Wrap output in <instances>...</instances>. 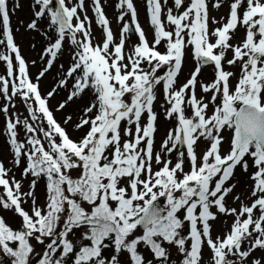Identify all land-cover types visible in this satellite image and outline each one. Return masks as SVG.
<instances>
[{"label":"snow or ice","instance_id":"6c2138e0","mask_svg":"<svg viewBox=\"0 0 264 264\" xmlns=\"http://www.w3.org/2000/svg\"><path fill=\"white\" fill-rule=\"evenodd\" d=\"M146 2L154 40L150 45L136 22L140 43L126 55L123 37L113 43L101 0L93 3L97 21L105 29L102 45L93 44L87 15L81 19L78 10L84 8V0L74 6L70 0H34L39 10L27 27L38 30L37 19L47 15L57 33L45 50L49 60L40 76L52 68L66 37L77 49L66 73V77L77 74L73 91L59 107L63 109L86 90L95 93L94 101L75 124L77 130L86 127L87 131L74 140L48 106L55 90L44 97L39 84L30 79L27 63L14 41L9 0H0L6 47L18 62L14 65L11 55H0L7 64V77L0 76V97L5 101L0 112L6 116L14 163L19 165L25 157L28 164L22 176L33 177L25 192L22 180L10 176V169L0 161V188L4 190L0 208L14 210L22 218L21 226L14 229L0 216V264H124V254L127 264H172L168 246L181 253V264H201L205 243L212 252V264H237L233 257L239 264H264V256L254 255L257 250L264 252V0H233L227 23L211 32L208 0H189L187 4L174 0L175 14L173 8L165 12L168 0ZM222 3L214 0L213 7ZM242 5L245 10L241 15ZM118 8L126 9L120 20L129 12L136 20L133 0H118ZM212 22L218 23L214 18ZM240 25L245 28L244 39L232 44V34ZM129 31L128 25L122 28V34ZM210 37L215 38L214 43ZM162 42L166 44L164 53L157 50ZM189 45L197 67L177 88ZM229 51L232 56L226 59ZM209 64L214 66L215 79L201 85L202 92L212 93L205 102L196 93L197 77ZM225 64L238 66L239 76L225 70ZM165 65L166 75H158ZM234 78L235 86L231 84ZM162 81L170 106L166 118L175 116L178 124L155 152L157 114L153 103L155 87ZM66 84L67 79L60 81V86ZM126 94H131L130 103L124 99ZM17 97L30 114L23 120L18 114L9 115ZM185 104L192 109L190 117L185 115ZM144 113L148 119L142 125ZM71 120L68 116L64 124ZM21 125L28 134L24 142L18 140ZM202 139L208 147L198 154ZM179 149L186 150L191 165L188 172H184L185 151ZM174 151H178L175 164L164 158ZM249 160L255 168L250 177V198L254 199L246 204L236 196L239 209L229 208L226 197L235 188L229 182L238 166L248 171ZM153 162L161 166L156 171ZM41 178L47 193L43 205L35 193ZM160 198L166 199V207H161ZM26 199L32 201L29 210L23 207ZM213 207L235 217L230 231L215 239L210 223L217 219ZM186 222L190 231L185 236L181 233ZM76 229H84L82 239L87 243L71 238ZM32 241L44 245V250L38 253ZM141 245L150 251L152 260L139 251ZM109 249L111 255H105ZM33 256L39 258L33 262Z\"/></svg>","mask_w":264,"mask_h":264},{"label":"rangeland","instance_id":"374dc122","mask_svg":"<svg viewBox=\"0 0 264 264\" xmlns=\"http://www.w3.org/2000/svg\"><path fill=\"white\" fill-rule=\"evenodd\" d=\"M67 2V0H66ZM78 0H70V6L76 5ZM189 0H185L187 4ZM214 0H208L209 3V31L211 32L213 29L221 27L223 24L227 23L229 12H230V4L233 0H223L221 7L215 8L213 7ZM134 6L137 10L136 20L133 21L131 17V13L129 12L124 16L123 20L119 19L122 11H126V9L122 10L118 8V0H101V5L104 9L105 15L110 22V28L113 32L114 36V44L119 43L121 38L123 37L125 47V54H130L135 46L140 43L139 34L135 31V23L138 22L143 29L149 44L151 45L154 40V28L150 23V14L148 11V5L146 0H133ZM19 5L17 7L16 5ZM165 12L167 8H173L174 14L176 13V9L174 7V0H168L167 4L164 6ZM9 9H10V21L11 28L13 31V37L16 45L19 47L22 57L25 59L28 66V73L30 79L34 83L39 84V89L41 95L47 97L49 92L55 90L54 95L48 98V106L50 110L53 112L55 119L61 123L63 127H65L74 140L80 139L87 128L77 130L75 128V124L78 122L79 118L83 114V109L95 99V93L92 90H86L84 94H82L79 98L68 101L66 106L61 109L59 106L61 103L68 100L69 94L73 91V85L75 84V76L66 77V73L69 70L70 66L73 63V55L76 52L75 46H73L70 42V39L66 37L63 48L61 52L58 54L55 62L52 65V68L49 69L44 75L41 77L40 73L47 66V61L49 57L45 54L46 48L55 41L57 33L54 27H50L49 17L45 15L37 19V27L38 30H31L27 27V25L34 19H36L34 13L39 10V6L34 4V0H9ZM245 10L244 5L241 6L240 12L241 15ZM80 11L81 19L87 15L90 21V30L92 34V42L94 45H102L105 40V29L101 26L98 21L96 14L94 12V3L93 0H84V8ZM183 11V9H180ZM213 18L218 23H213ZM75 22V21H74ZM131 25L133 31L132 33L129 31L126 34H122V28L125 25ZM87 26V25H86ZM166 28L168 30L172 29L171 25L166 23ZM2 29H4L2 22H0V40L3 36ZM233 39L230 41L232 44H238L242 42L245 36V28L240 25L237 27L236 31L232 34ZM81 35L78 34V39H81ZM211 41L214 43L215 38L210 37ZM157 50L161 53L166 51V44L164 42L158 46ZM0 55H11L13 56V64L17 65L18 62L15 60V54L11 53L10 50H7L5 43H0ZM232 56L231 51L228 52L226 59H230ZM128 63L127 60L124 61ZM145 70L148 69V65H143ZM197 67V61L194 58V49L191 45H189L185 49L184 61L182 64L181 71L177 77L176 87H180L185 84L190 78L191 74ZM168 66L165 65L158 72V75L164 76L167 73ZM225 70L232 71L236 73V77L239 76V67L238 66H230L225 64ZM0 76L7 77V64L0 60ZM39 77V79H37ZM63 79H67V84L64 86H60V81ZM215 79V69L214 66L209 64L203 66L201 68L200 74L197 77V87L196 93L198 98L203 97L205 102H208L212 93H204L201 90L202 84H209ZM237 83V79H232L231 84L235 86ZM156 100L153 103V111L157 114L156 127L157 132L155 134V144L154 151H160V145L164 139H166L168 132L177 127L178 121L175 116L171 119L166 118V110L170 107L166 100V93L164 89L163 81L156 85L155 87ZM127 102H131V94H126L124 98ZM5 101L2 97H0V105L4 104ZM15 107L9 108V115L18 114L20 118L23 120L26 117H29V112L27 110V105L25 102L17 97L14 99ZM185 115L191 116L192 109L188 104H185ZM212 110V105L209 106V112ZM71 116L72 120L68 124H64L65 119ZM148 119V114L144 113L141 118V124H146ZM34 123V122H33ZM134 127V125H133ZM42 135V134H41ZM226 136H230L229 132L225 133ZM28 134L26 133L24 127L21 125L18 127V140L20 142H24L27 139ZM46 143V142H45ZM208 147V142L205 140H201L198 142L197 152L198 154H203L204 151ZM225 150H227L228 145L225 144ZM185 151V164H184V172H188L190 170V163L187 157V153L185 149H179ZM163 155V154H162ZM166 159H170L173 164L177 162L178 159V151L172 152L170 155L164 157ZM14 153L13 149L10 146L9 138L6 133V116L4 113L0 112V161H2L7 169H10L9 175L15 176L17 180H22V189L27 192L29 190V184L33 177L31 175L27 177H23L22 173L24 169L27 167L25 163V157H21L20 164L16 165L14 163ZM160 165H157L153 162V171H156L160 168ZM255 171V168L252 166L251 160H249V169L245 172L239 166L237 167L233 179L229 182L230 184H235V188L233 192L226 197V206L229 208H237L240 207V200H236V196H240L241 200L246 204L251 203L250 194L252 190L253 181L251 180V174ZM36 196L38 198V202L40 205H43L46 200V184L45 180L41 178L35 189ZM4 194V190L2 189V193L0 190V195ZM177 196L180 193H176ZM160 203L162 207H166V199L160 198ZM32 201L30 199H26V202L23 204V207L26 210L30 209ZM217 216L215 221H211L212 227V237L215 239L216 237H223L226 233H228L233 225L235 217L231 215L221 214L217 211L215 207L211 209ZM199 211V209L197 210ZM184 212L181 211L180 215L183 216ZM0 216H3L6 222L12 226L14 229H18L21 226L22 218L19 217L14 210H6L0 208ZM84 229H76L71 235V238L78 242L82 243V232ZM190 231V225L186 222L185 227L182 230V235H187ZM46 241L45 243H47ZM33 246L36 251L42 252L44 250V245H39L35 241H32ZM190 244V241L188 242ZM170 252V259L172 264H181L182 255L179 253L176 247L168 246ZM247 247V245H245ZM139 251H141L146 260H152V254L150 251L141 245L139 247ZM105 255H111V250H106ZM255 257L259 258L264 256V252L261 250H257L254 254ZM39 257L33 256L31 259L35 262ZM233 259L237 260V264H239L238 258L233 257ZM122 261L124 264H127L128 257L127 254L122 256ZM155 264V261H153ZM201 264H212V252L210 248L205 245L202 248V261Z\"/></svg>","mask_w":264,"mask_h":264},{"label":"trees","instance_id":"16d2710c","mask_svg":"<svg viewBox=\"0 0 264 264\" xmlns=\"http://www.w3.org/2000/svg\"><path fill=\"white\" fill-rule=\"evenodd\" d=\"M2 34H3V36L1 37V40H4V41H5V45H6L5 30H3V29H2ZM6 48H7V47H6ZM7 50H10V49L7 48ZM12 57H13V56H12ZM66 130H67V129H66ZM27 137H28V136H27ZM25 163H26V165L28 164V161H27L26 158H25ZM0 190H1V193H2V188H0ZM82 243H87V241L83 240Z\"/></svg>","mask_w":264,"mask_h":264},{"label":"water","instance_id":"95a60500","mask_svg":"<svg viewBox=\"0 0 264 264\" xmlns=\"http://www.w3.org/2000/svg\"><path fill=\"white\" fill-rule=\"evenodd\" d=\"M128 26H129V28H130V32L132 33L133 29H132L131 25L129 24ZM132 34H133V33H132ZM160 204H161V203H160ZM161 207H162V206H161Z\"/></svg>","mask_w":264,"mask_h":264}]
</instances>
